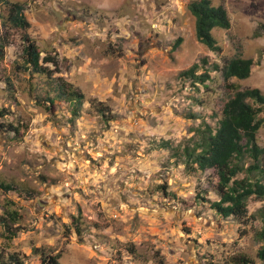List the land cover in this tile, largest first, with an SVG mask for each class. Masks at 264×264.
I'll list each match as a JSON object with an SVG mask.
<instances>
[{"label": "rangeland", "instance_id": "obj_1", "mask_svg": "<svg viewBox=\"0 0 264 264\" xmlns=\"http://www.w3.org/2000/svg\"><path fill=\"white\" fill-rule=\"evenodd\" d=\"M10 1L30 27L0 12V182L12 187L0 188V217L19 215L12 239L0 224V264L9 254L42 264L35 248L59 264H264L262 222L214 213L197 196L216 198L215 171H190L175 154L217 125L235 89L264 93V0H211L230 19L212 30L216 51L196 39L190 0ZM25 34L55 60L43 64L51 75L25 69ZM236 56L253 60L251 73L225 81ZM195 63L204 82L181 75ZM59 76L84 95L76 116L47 100ZM263 204L250 199L248 214Z\"/></svg>", "mask_w": 264, "mask_h": 264}, {"label": "trees", "instance_id": "obj_2", "mask_svg": "<svg viewBox=\"0 0 264 264\" xmlns=\"http://www.w3.org/2000/svg\"><path fill=\"white\" fill-rule=\"evenodd\" d=\"M6 9V21L13 27L27 29L30 23L27 20L23 4L17 1L0 0V12ZM187 8L194 17V30L196 39L208 49H219L212 30L214 28L227 29L230 27V19L223 5H213L211 0H190ZM26 44L23 46L22 58L25 69L30 68L38 74L51 75L44 63H55L49 56L41 57L36 43L25 34ZM253 60L251 58L232 57L221 67L223 79L228 81L235 77L245 79L251 73ZM198 65L195 63L181 72L182 76L193 77L195 81L204 82L209 78L208 72L196 74ZM212 69H218V65ZM50 92L47 100L52 103L54 99L68 101L72 105L74 116L83 103L84 95L75 89L62 77H56L49 83ZM95 101V100H93ZM94 109L105 119L108 112L105 111L102 102H92ZM264 111V93L257 87L235 89L226 99L221 108V117L215 127L205 126L200 131L199 138L193 142V146L185 145L181 151L175 150L177 156L183 157L185 166L190 171H204L211 168L217 175V183L214 187L215 199L198 194V198L208 204L214 213L222 218L232 217L237 220H260L263 224L257 234L262 240L257 255L264 259V204L255 213L248 214V201L254 199L264 200V148L257 142V131L262 120L259 115ZM13 133H17V126L9 125ZM164 187V186H162ZM0 188L11 190L9 184L0 182ZM19 219L16 210H7L5 216L0 217L3 228V237L12 239L16 233L10 225ZM79 231V228L77 227ZM41 257L42 264H59L58 255H46L40 248L34 249ZM8 264H16L19 261L14 254L7 256ZM5 263L3 259H0ZM213 264V263H210ZM234 264H253L248 257L241 255L234 259Z\"/></svg>", "mask_w": 264, "mask_h": 264}]
</instances>
